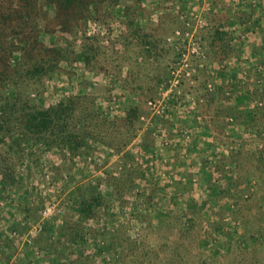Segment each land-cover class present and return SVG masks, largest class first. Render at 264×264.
<instances>
[{
	"label": "rangeland",
	"instance_id": "1",
	"mask_svg": "<svg viewBox=\"0 0 264 264\" xmlns=\"http://www.w3.org/2000/svg\"><path fill=\"white\" fill-rule=\"evenodd\" d=\"M223 2L74 0L61 7L60 0H0V11H16L5 30L16 54L27 41L63 54L52 77L19 81L29 102L61 100L73 90L86 96L84 107L95 97L104 110L93 149L27 143L21 154L0 147V264H264V247H255L264 244V83L253 81L256 72L243 76L248 56L236 62V47L229 46L228 72L221 71ZM207 3L210 11L202 10ZM193 8L204 18L197 29L204 66L184 81L175 109L152 114L147 100L158 96L177 47H187L175 31L192 23ZM82 53L84 66L75 60ZM212 70L222 72L213 91L206 84ZM5 86L1 93L11 92ZM235 99L238 119L229 124L223 114ZM248 104L253 111L239 113ZM134 105L138 118L128 120ZM201 128L208 173L202 181L171 178L186 177L170 164L181 154L190 163L193 155L182 150L196 145L191 130ZM147 166L152 172L143 177ZM98 191L100 215L78 223V199ZM152 193L159 203L146 202ZM46 205L54 211L42 217Z\"/></svg>",
	"mask_w": 264,
	"mask_h": 264
},
{
	"label": "trees",
	"instance_id": "2",
	"mask_svg": "<svg viewBox=\"0 0 264 264\" xmlns=\"http://www.w3.org/2000/svg\"><path fill=\"white\" fill-rule=\"evenodd\" d=\"M73 1L60 0V5L61 7H68ZM15 12L12 8L6 13L0 11V147H6L8 151L17 149L21 154L26 149L27 143H39L46 148L58 147L72 152H76L79 148L93 149L92 141L97 137L94 134V128L98 124L97 120L102 118L104 113L102 107L100 109L96 107L97 99L95 97L90 98L89 105L84 107L82 104L86 96L71 90L61 100L49 101L46 104H33L29 102L26 94L20 91L19 81L24 78L40 80L44 75L52 77V73L63 54L59 51L60 48L49 49V47L41 46L39 41L34 42V44L27 41V46L24 45L19 48L22 52L16 54L17 49L13 48L12 37L5 32L6 25L10 23L11 19L16 18L14 17ZM81 55L77 56L81 60L75 59L77 64H86L87 55L84 53ZM248 65L247 68H241V72L244 73L243 76L246 78L250 72H256L257 76L253 81L264 83V70L254 69L250 62ZM5 85H9L11 92L1 93V89H4ZM244 86L246 87V85ZM240 101L242 102V100ZM236 103L235 106L226 108L223 114V118H226L229 124L235 123L238 119V115L233 112L236 110L238 101ZM253 109L251 104L246 105L239 113L244 112L249 115ZM138 111L137 105L130 106L126 111V119H137ZM7 141L9 142L7 143ZM4 163H6V159H4ZM209 166L210 164L203 168L204 173H208ZM9 168L8 164H5L3 168L1 167L7 171ZM147 171H151L149 166L142 170L143 177L146 176ZM154 180L156 181V178ZM93 187L95 190L97 189L96 186ZM97 193L98 195L95 194L91 198L78 199V223L90 219L93 215L95 217L100 215L99 210H101L102 204H100L99 199H102V196H99L101 195L99 191ZM157 194H148L146 202L148 203L152 198L154 202H157L155 200ZM140 195L142 192L137 193L135 197ZM206 203L207 198L205 197L201 204L205 205ZM147 209H152V207L149 206ZM96 211L98 214L95 213ZM162 214L164 213L162 212Z\"/></svg>",
	"mask_w": 264,
	"mask_h": 264
},
{
	"label": "crops",
	"instance_id": "3",
	"mask_svg": "<svg viewBox=\"0 0 264 264\" xmlns=\"http://www.w3.org/2000/svg\"><path fill=\"white\" fill-rule=\"evenodd\" d=\"M250 0H224L222 3L223 10L222 12H227L225 17L221 19V31H222V36L220 38L221 42L225 39L226 42V50L223 51L224 59H229V56L231 52H229L230 47H236L237 49L234 51L235 54H238V58L235 60L236 62L241 63L242 61V56L245 54L248 56V63L250 62L253 66L254 69L256 70H264V0H258V3L256 6H251L249 4ZM236 33V37L233 36ZM243 37H240L241 35ZM228 46V47H227ZM217 46L211 47L210 49L216 50ZM232 49V48H231ZM263 59H261V57ZM240 58V60H238ZM223 59V60H224ZM235 62V63H236ZM246 63V62H245ZM223 65V64H222ZM224 66H222L223 68ZM221 71L223 72H228L226 71L225 68H223ZM222 73V72H221ZM219 73V75L221 74ZM220 79V78H218ZM222 80H225L222 78ZM221 80V82H222ZM219 83V81L217 80ZM193 118V115H192ZM194 119H196L194 117ZM196 121V120H195ZM197 123V121H196ZM203 130H191L192 132L195 131V143L196 145L192 146H185L182 151H189L187 153H184L185 155H193L190 157V163H185L184 158L185 156H182L181 158L179 157L180 160H177L175 162H171V166L176 165L177 172L178 174L180 173L181 169L183 171H187L186 177L182 176L181 173L175 177H172L173 179L176 180H182V179H188V180H199L202 181L205 177V174L202 173L203 168L205 166H208L211 162L205 161V157L208 154L210 146H206V144H200L199 142L201 141L202 143V133ZM205 133H208V131H205ZM193 135V134H191ZM204 139V138H203ZM208 160L211 158H207ZM169 161V160H168ZM188 162V160H186ZM211 161V160H209ZM160 162V160L158 161ZM182 162V163H181ZM206 163V164H205ZM199 171V172H198ZM164 174V173H161ZM167 177V176H166ZM163 177H158L156 178L157 182L158 180L162 179ZM170 180H168L169 182ZM155 200L157 203H159L158 198L156 197ZM154 209L158 210L160 214H162L163 208L160 207H154L151 210H153V213H157V211H154ZM257 248L261 247L263 249L264 244L262 241L260 243H257ZM255 250L254 253H258L257 249ZM260 248V249H261Z\"/></svg>",
	"mask_w": 264,
	"mask_h": 264
},
{
	"label": "built area",
	"instance_id": "4",
	"mask_svg": "<svg viewBox=\"0 0 264 264\" xmlns=\"http://www.w3.org/2000/svg\"><path fill=\"white\" fill-rule=\"evenodd\" d=\"M248 2L251 6H256L258 0H250ZM203 9H206V11H210L211 7L207 3L204 4L202 10ZM201 14H202L201 12L199 13L198 10L193 8L191 12L192 23L190 24V22L187 21L185 23L186 28L184 31H180V30L175 31V35L182 34L185 40L187 39L186 42H188V44L186 48L177 47L178 54H177L176 62L173 65H171L170 74L161 83L159 92L157 94L158 96L156 98H151L147 100V106L149 110L152 112V114L160 115V114H164L167 111V108H170V110L175 109V105L173 102L176 101L177 99H181V95H182L181 86L184 84V81L195 76V73L198 72L199 70L198 68L204 66L203 61L205 58V48L203 46V41L201 40V36L197 33V29L203 26L204 18L202 17ZM233 36L236 37V33ZM240 37L243 36L241 35L239 36V38ZM226 61L227 59L222 60L223 65H221V67L225 66ZM211 73H212L211 80L206 84L208 89L213 91L215 89V84H218L217 79L220 77L219 76L220 72L212 70ZM225 93L229 95L228 90ZM174 97L176 99L172 100ZM258 103L261 104V102ZM177 109H178L177 111H180L179 108ZM142 119H144V117H142ZM190 135L191 132L189 133L186 130H184V136L186 138H189ZM53 211L54 210L52 205H46L42 209L41 215L42 217H47L52 215Z\"/></svg>",
	"mask_w": 264,
	"mask_h": 264
}]
</instances>
